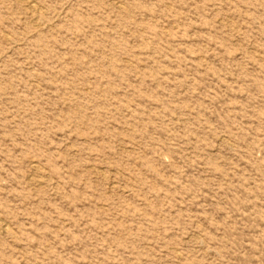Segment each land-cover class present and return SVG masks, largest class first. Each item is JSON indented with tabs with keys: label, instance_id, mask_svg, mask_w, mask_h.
I'll list each match as a JSON object with an SVG mask.
<instances>
[{
	"label": "rangeland",
	"instance_id": "rangeland-1",
	"mask_svg": "<svg viewBox=\"0 0 264 264\" xmlns=\"http://www.w3.org/2000/svg\"><path fill=\"white\" fill-rule=\"evenodd\" d=\"M0 225V264H264V0H0Z\"/></svg>",
	"mask_w": 264,
	"mask_h": 264
},
{
	"label": "bare ground",
	"instance_id": "bare-ground-1",
	"mask_svg": "<svg viewBox=\"0 0 264 264\" xmlns=\"http://www.w3.org/2000/svg\"><path fill=\"white\" fill-rule=\"evenodd\" d=\"M29 8H30V7H29ZM32 8L35 9L33 6H31V9H32ZM33 9H32V10H33ZM32 12H34V11H32ZM33 167H34V170H35V171L38 170V168H37L35 165H34ZM36 180H37V179H36ZM4 226H5V225H4ZM1 229H3V227H1V225H0V230H1ZM7 230H8V229H7ZM4 231H5V230H4Z\"/></svg>",
	"mask_w": 264,
	"mask_h": 264
}]
</instances>
